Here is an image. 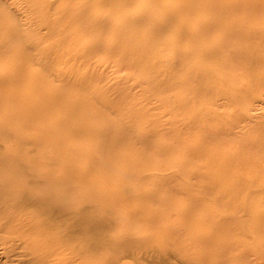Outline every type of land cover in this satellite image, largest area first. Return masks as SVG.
I'll use <instances>...</instances> for the list:
<instances>
[{"label": "rangeland", "instance_id": "obj_1", "mask_svg": "<svg viewBox=\"0 0 264 264\" xmlns=\"http://www.w3.org/2000/svg\"><path fill=\"white\" fill-rule=\"evenodd\" d=\"M253 4L0 0V264H264V215L219 162L264 104L225 102L208 50Z\"/></svg>", "mask_w": 264, "mask_h": 264}, {"label": "bare ground", "instance_id": "obj_2", "mask_svg": "<svg viewBox=\"0 0 264 264\" xmlns=\"http://www.w3.org/2000/svg\"><path fill=\"white\" fill-rule=\"evenodd\" d=\"M148 1L152 2L153 0ZM142 5L149 7L150 12H153L154 4L143 1ZM118 7L122 9L123 5L120 4ZM75 13L78 16L74 19L76 23L82 15L78 12ZM216 22L214 26L217 33L214 34L215 42L210 47L208 46V50L218 51L222 57L220 62L223 67L221 77L224 81L226 80L227 87L222 89L221 95L225 98V102L242 104L246 109L250 102L248 96L254 95L252 99L255 98L254 100L259 104H264V4L238 7L236 16L223 15ZM150 29L154 30L155 27L151 25ZM17 32L18 30L14 29L11 35L14 36ZM83 45H86L85 41H83ZM186 71H188L187 68ZM230 71L232 72L230 73ZM11 77L14 80L17 78L15 74ZM77 95L73 108L80 109L85 104L87 97L79 92ZM243 95L245 96L242 100ZM239 100L243 103H240ZM243 107L240 105V108ZM39 116L48 119L47 113L43 112ZM49 119L56 120L53 116ZM252 120V116L236 117L233 126L242 128L236 130L235 133V150L225 151L222 160L219 161L228 169L221 171L220 178L226 179L225 177H227L237 185L242 206L249 204V207L251 205L257 213L264 215V118L250 124ZM242 122L244 124H241ZM116 125L119 128L124 127L121 124ZM138 134L142 135L143 132ZM195 153L196 151L184 152L183 156L190 158L194 157ZM75 232V229L69 230L68 234L74 236ZM17 264L42 263L22 260Z\"/></svg>", "mask_w": 264, "mask_h": 264}]
</instances>
